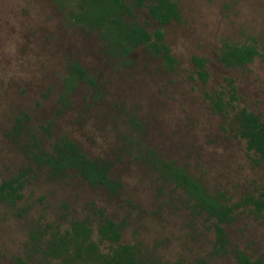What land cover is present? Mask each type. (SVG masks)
<instances>
[{
    "label": "rangeland",
    "instance_id": "rangeland-1",
    "mask_svg": "<svg viewBox=\"0 0 264 264\" xmlns=\"http://www.w3.org/2000/svg\"><path fill=\"white\" fill-rule=\"evenodd\" d=\"M177 1L181 19L165 27L177 59L168 71L143 49L129 66L107 55L97 32L69 21L70 0H0V171L3 177L28 173L18 205L0 203V264H64L45 255L46 235L39 247L33 233L47 223L64 229L75 219L90 220L97 232L100 210L123 223L121 241L137 249L143 264H238L231 253L212 254L211 221L192 215L183 191L157 177L147 153L155 150L235 201L264 188L257 155L236 134L241 108L264 121V0ZM138 18L158 27L145 10ZM252 37L262 42L263 57L242 68L217 61L224 41ZM193 56L208 59L207 82L197 77ZM72 61L97 83L81 81L64 105ZM229 77L240 98L236 109L217 113L207 92ZM33 135L49 150L66 135L90 157L111 160L123 188L113 195L72 172L53 175L26 155ZM226 229L232 246L264 255V219L250 208L238 210Z\"/></svg>",
    "mask_w": 264,
    "mask_h": 264
},
{
    "label": "trees",
    "instance_id": "trees-1",
    "mask_svg": "<svg viewBox=\"0 0 264 264\" xmlns=\"http://www.w3.org/2000/svg\"><path fill=\"white\" fill-rule=\"evenodd\" d=\"M68 18L73 24L81 25L98 33L103 42L104 52L121 58L128 66L132 64V54L143 49L160 58L168 71L175 70L177 59L166 39L165 27L181 19V8L177 0H70ZM141 10L158 25L152 29L138 18ZM261 41L252 37L250 41H224L216 53L217 61L229 68H242L263 57ZM197 77L207 82L210 76L208 59L193 56ZM81 81L96 85L95 77L77 61L69 63V73L64 80L62 102L67 105V97ZM207 97L217 113H228L236 109L240 96L234 78H226V84ZM237 136L244 139L249 151L257 155L255 162L264 169V121L254 111L244 107L237 114ZM21 118H17L14 132H22ZM26 155L53 175L65 176L72 172L92 186H102L116 195L123 188V182L113 176L114 163L109 159L90 157L81 146L69 138L61 136L51 149H46L42 141L33 138L24 145ZM147 157L164 183L175 184L183 191L185 201L195 217L211 221L215 232L212 254L231 253L238 264H264V255L252 257L245 250L232 246L226 225L236 217L238 210L250 208L264 219V188L258 193H246L235 201L227 191L218 189L212 192L201 180L185 167L163 158L155 150ZM28 180L25 170L15 175L3 177L0 171V203L16 207L24 197ZM102 222L95 232L88 219H75L68 227L61 229L59 224L47 223L45 229L32 235L37 246H43L46 235L48 245L45 255L60 259L64 264H143L137 249L121 241L123 223L117 222L100 210ZM43 233V235H42Z\"/></svg>",
    "mask_w": 264,
    "mask_h": 264
}]
</instances>
